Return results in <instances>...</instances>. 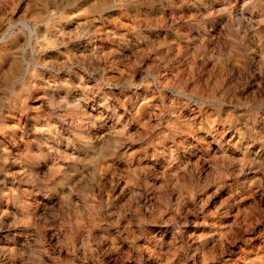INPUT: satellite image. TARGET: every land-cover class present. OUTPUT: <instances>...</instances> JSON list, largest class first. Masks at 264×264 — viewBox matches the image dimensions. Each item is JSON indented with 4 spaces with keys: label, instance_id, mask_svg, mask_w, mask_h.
I'll use <instances>...</instances> for the list:
<instances>
[{
    "label": "rangeland",
    "instance_id": "1",
    "mask_svg": "<svg viewBox=\"0 0 264 264\" xmlns=\"http://www.w3.org/2000/svg\"><path fill=\"white\" fill-rule=\"evenodd\" d=\"M148 1L0 0V264H264V0Z\"/></svg>",
    "mask_w": 264,
    "mask_h": 264
},
{
    "label": "bare ground",
    "instance_id": "2",
    "mask_svg": "<svg viewBox=\"0 0 264 264\" xmlns=\"http://www.w3.org/2000/svg\"><path fill=\"white\" fill-rule=\"evenodd\" d=\"M149 1H150V0H149ZM149 1H148V2H149ZM155 2H156V1H155ZM129 5H130V4H129ZM153 6H155V5H153ZM223 7H224V6H223ZM224 8L226 9V7H224ZM132 20H134V19H132ZM117 22H118V21H117ZM129 22H131V21H129ZM119 23H120V22H119ZM135 29H136V28H135ZM32 33H33V32H32Z\"/></svg>",
    "mask_w": 264,
    "mask_h": 264
}]
</instances>
